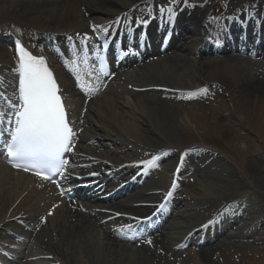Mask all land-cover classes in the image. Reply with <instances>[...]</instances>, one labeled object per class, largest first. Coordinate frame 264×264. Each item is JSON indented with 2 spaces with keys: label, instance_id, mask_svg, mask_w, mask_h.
Wrapping results in <instances>:
<instances>
[{
  "label": "bare ground",
  "instance_id": "bare-ground-1",
  "mask_svg": "<svg viewBox=\"0 0 264 264\" xmlns=\"http://www.w3.org/2000/svg\"><path fill=\"white\" fill-rule=\"evenodd\" d=\"M169 4L170 0H0V77L1 89H6L7 96L13 92L14 78L10 73L16 62L11 44L3 37L6 34L46 57L53 67L70 119L79 131V154L73 159L82 157L96 168L104 166L117 178L129 171L127 167H133L124 164L129 160L136 162V168L143 169L141 177L146 178L151 168L157 169L152 179L135 192L126 187L119 191L126 194L122 198L99 205L95 200L107 194L106 190L100 196L85 195L76 203L63 202L54 190L38 189L30 176L14 172L0 161V240L10 242L22 237L30 242L24 244L26 247L33 242L56 259L55 264H186L187 252L176 249L191 231L192 225H187L194 222L201 210L210 209L205 204L214 202L213 195L224 189L232 173L217 158L205 157L207 164L200 166L195 152L185 153L182 167L178 168L180 162L174 161L173 148L179 147L186 130L180 107L190 105L192 99L184 97L203 83L220 84L227 94L236 91L231 97L236 103L241 98L264 99V0L240 4L237 0H188L187 6L180 4L174 22L164 27L165 31H172V35L178 32L173 50L160 53L158 48L152 47L149 56L120 69L115 78L87 102V96L75 90L69 73L78 66L84 68L79 54L86 42L85 36L88 43L94 39V26H102L95 33L110 30L117 20L133 23L140 15L151 22L157 14L153 10ZM143 28L147 30V26ZM229 33L236 36L233 42ZM42 35L55 38L59 54H63L61 60L57 53L45 47L37 49L40 45L34 42ZM208 44L228 47L229 51L215 56L207 49L212 47ZM251 46L260 51L256 57L251 53L254 50ZM155 55L157 58L153 59ZM246 105L243 101V106ZM257 110L264 111V107L260 104ZM239 114L236 110L235 115ZM185 117L189 119L187 114ZM232 127L239 128L236 124ZM153 156L158 157L155 167L141 164ZM160 160L162 163L157 165ZM177 169L183 170V176L193 169L200 177L192 180V185L183 187L182 195L190 200L181 198L174 211L164 214L171 216L172 223L161 227L156 238L139 247L118 241L116 225L122 222V217L112 219L95 209L141 217L144 211L140 208H145L143 202L157 200L156 192L170 187L172 180L178 177ZM183 180L177 183L179 187ZM257 181L264 187V176ZM239 209L231 215L233 218L226 207L215 217L212 224H221L215 232L223 233L221 240L213 245L215 248H234L243 245L246 239L255 243L262 241L258 232L264 229L263 212L259 210L260 216L253 223L251 217ZM50 211L52 215L48 216ZM44 217V225L52 228L39 233L44 228L40 218ZM207 224L212 230V224ZM199 240L198 237L192 244ZM214 250L211 247L193 253L194 262L215 264L212 262ZM20 258L17 264H37L29 263L24 253Z\"/></svg>",
  "mask_w": 264,
  "mask_h": 264
},
{
  "label": "rangeland",
  "instance_id": "rangeland-1",
  "mask_svg": "<svg viewBox=\"0 0 264 264\" xmlns=\"http://www.w3.org/2000/svg\"><path fill=\"white\" fill-rule=\"evenodd\" d=\"M241 1L244 0H237L238 3ZM172 47L166 52L170 53L173 50ZM223 53L225 51L216 50L214 55L220 56ZM152 58H157V56ZM206 85H208L206 86L207 93L203 98L192 101L185 107H180L186 125L180 145L186 147L196 143L216 147L221 151L219 153L221 157L217 159L229 168L232 178L220 193L213 195L212 204H205L210 209L201 210L198 213L197 222H192L191 225L203 220L206 213L213 212L218 206L229 202L247 203V215L254 223L256 217L260 216L258 212L262 211L264 214V187L257 181L258 177L264 176V111L257 110L260 104L264 107L262 104L264 99L242 100L241 98L236 103L231 99L237 94L236 91L227 94L220 84L213 86L207 83ZM243 101L247 102L246 107L243 106ZM236 110L241 113L240 116L235 115ZM186 114L189 119L185 117ZM232 124H236L239 128H233ZM198 177H200L199 174L191 172V177L188 178L197 180ZM187 183L188 181L186 185ZM256 211L257 214H255ZM168 223L171 224L172 221L169 220ZM51 228V226L46 227L43 231H49ZM258 233L263 238L261 242L255 243L246 239L242 242L243 245L234 248L213 246L221 240L222 234L213 241L200 243L203 246L200 248L188 243L184 246L187 249L186 264H197L194 262L193 253L211 247L215 249V257L212 259L215 264H264V229ZM23 250L26 253L34 252L30 254L43 252L35 244Z\"/></svg>",
  "mask_w": 264,
  "mask_h": 264
},
{
  "label": "snow or ice",
  "instance_id": "snow-or-ice-1",
  "mask_svg": "<svg viewBox=\"0 0 264 264\" xmlns=\"http://www.w3.org/2000/svg\"><path fill=\"white\" fill-rule=\"evenodd\" d=\"M180 4L187 6L188 0H170L168 7L159 8V14L167 22H174ZM148 16H151V12ZM148 22L149 20L143 16L136 18L138 25L146 26ZM101 27L96 25L93 31ZM104 30L107 31V29ZM84 39L87 40L88 37L85 36ZM217 43L220 41L217 40ZM15 54L16 65L11 71L14 80H18V85H13L10 97L6 95V89H0V135L6 132L10 137V140L6 141L8 161L13 167L23 168L24 171L34 170L35 174L42 179H51L49 175L43 173L44 169L63 176L64 166L68 164V161L62 157L64 153L73 150L76 132L68 120L61 89L43 55H33L19 41L15 46ZM83 62H88L86 56ZM73 63L75 64V61ZM76 79L77 86L83 91L80 76L77 75ZM198 93L206 94L207 89H198L197 93H189L184 98H195ZM157 159L158 157L153 156L148 161H141V164L155 167ZM177 187L176 181L173 180L172 190ZM172 190L166 194L165 200L173 195ZM164 207L165 205L161 204L157 211ZM145 220L150 221L151 217ZM211 223L212 221H209V224Z\"/></svg>",
  "mask_w": 264,
  "mask_h": 264
}]
</instances>
